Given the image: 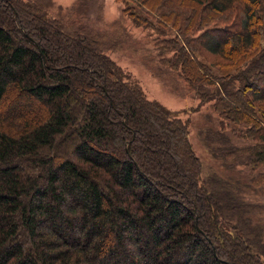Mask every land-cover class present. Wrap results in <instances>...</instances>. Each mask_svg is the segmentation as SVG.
Here are the masks:
<instances>
[{"label":"trees","instance_id":"obj_1","mask_svg":"<svg viewBox=\"0 0 264 264\" xmlns=\"http://www.w3.org/2000/svg\"><path fill=\"white\" fill-rule=\"evenodd\" d=\"M125 1L134 25L173 34L164 62L264 189V0ZM62 12L0 0V264H264L241 191L206 176L187 125Z\"/></svg>","mask_w":264,"mask_h":264},{"label":"rangeland","instance_id":"obj_2","mask_svg":"<svg viewBox=\"0 0 264 264\" xmlns=\"http://www.w3.org/2000/svg\"><path fill=\"white\" fill-rule=\"evenodd\" d=\"M53 2L63 9L62 16L67 23L80 26H77L78 29L95 32L101 38L104 53L138 83L147 99L157 101L187 125L189 141L203 165L205 175L218 178L232 187V190L241 191L240 195L247 203L245 208L246 213L249 212L247 215L261 229V233L256 234L257 239L262 242L264 189L253 181L256 176L255 170L250 171L240 165L230 164L222 158L221 152L227 151L237 143L231 130L214 112L212 102L201 103L194 91L164 62L166 58L172 56V53L162 52L164 39L173 38V34L160 24H156L159 32L134 25L123 12L125 4L133 6L132 3L133 7L140 10V6L132 1L53 0ZM158 7L157 12L162 13L163 10ZM150 16L156 23L155 18L158 16L154 14ZM198 22L199 20L189 24H193L191 26L193 28ZM231 22L232 19L214 24L223 26ZM180 23L183 24L182 21ZM231 45L232 41L229 40L226 47L229 48ZM205 57L212 58L206 61L207 64L214 60L206 53ZM214 70L218 71L216 67ZM143 136L144 141L150 146L152 144L160 146V143H157V135L144 132ZM151 155L157 160L156 157L160 156L157 148L153 147ZM259 171L260 169L257 170ZM257 225L255 226L259 230Z\"/></svg>","mask_w":264,"mask_h":264}]
</instances>
